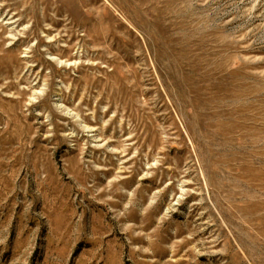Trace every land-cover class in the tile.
Returning a JSON list of instances; mask_svg holds the SVG:
<instances>
[{"label": "rangeland", "instance_id": "obj_1", "mask_svg": "<svg viewBox=\"0 0 264 264\" xmlns=\"http://www.w3.org/2000/svg\"><path fill=\"white\" fill-rule=\"evenodd\" d=\"M0 264H264V0H0Z\"/></svg>", "mask_w": 264, "mask_h": 264}]
</instances>
